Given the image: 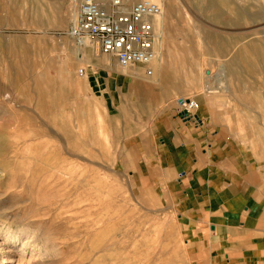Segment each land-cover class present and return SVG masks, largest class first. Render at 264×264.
Returning a JSON list of instances; mask_svg holds the SVG:
<instances>
[{
	"label": "rangeland",
	"instance_id": "rangeland-1",
	"mask_svg": "<svg viewBox=\"0 0 264 264\" xmlns=\"http://www.w3.org/2000/svg\"><path fill=\"white\" fill-rule=\"evenodd\" d=\"M157 1L153 77L165 57L173 62L160 95L208 93L225 133L262 144L264 0ZM79 2L0 0V264L9 250L5 264H216L207 252L192 254L178 212L133 177L125 133L136 123L126 126L122 116L145 111L150 94L91 93L80 46L66 34ZM94 47L112 72L149 78ZM163 107L165 100L149 112Z\"/></svg>",
	"mask_w": 264,
	"mask_h": 264
},
{
	"label": "crops",
	"instance_id": "crops-1",
	"mask_svg": "<svg viewBox=\"0 0 264 264\" xmlns=\"http://www.w3.org/2000/svg\"><path fill=\"white\" fill-rule=\"evenodd\" d=\"M217 44L214 49L221 51V42ZM94 46H80L77 58L87 65L92 94L122 98L138 87L150 94L142 103L145 111L122 116L126 126L136 123L125 133L137 163L132 175L178 212L189 244L196 247L192 254L207 252L216 264H264V142L248 144L225 133V122L208 93L193 97L199 102L197 121L182 118L179 99L187 96L174 101L157 88L165 86L172 57L160 61L156 80L141 81L112 72L115 65L97 57ZM161 100L165 107L149 112Z\"/></svg>",
	"mask_w": 264,
	"mask_h": 264
},
{
	"label": "built area",
	"instance_id": "built-area-1",
	"mask_svg": "<svg viewBox=\"0 0 264 264\" xmlns=\"http://www.w3.org/2000/svg\"><path fill=\"white\" fill-rule=\"evenodd\" d=\"M162 13V7L152 0H136L131 5L125 0H80L76 21L66 34L78 46L95 45L101 53L113 55L122 68L144 69L152 77L153 63L159 58L157 21ZM179 105L180 112L197 121L199 102L195 98H181Z\"/></svg>",
	"mask_w": 264,
	"mask_h": 264
},
{
	"label": "bare ground",
	"instance_id": "bare-ground-1",
	"mask_svg": "<svg viewBox=\"0 0 264 264\" xmlns=\"http://www.w3.org/2000/svg\"><path fill=\"white\" fill-rule=\"evenodd\" d=\"M154 2H156V3H158L159 5H160V3L157 1V0H153ZM125 2H126V0H125ZM161 7H162V5H160ZM157 26H158V21H157ZM157 61V60H156ZM155 61V62H156ZM155 62H154V64H155ZM153 64V66H154V69H155V65ZM123 69H128V68H123ZM166 69V68H165ZM165 72H167V71H165ZM164 71H163V73H165ZM69 74V73H68ZM157 74V73H156ZM168 74H170V73H168ZM70 75V74H69ZM82 75V74H81ZM83 77H84V79H85V81L87 80V76H86V74H83L82 75ZM156 76L157 75H155L154 77L152 76V77H149V78H147V79H151V80H147V79H145V81H154V80H156ZM164 77H165V75H164ZM169 77V76H168ZM167 78V77H166ZM67 80H68V78H67ZM165 82L163 81V84H164ZM167 84V83H166ZM31 238V237H30ZM6 243V242H5ZM4 242L3 243H1L0 245H3V244H5ZM26 244L24 243L23 244V246H25ZM10 249V248H9ZM8 249V250H9ZM12 250H9V251H7V253L9 254L7 257H6V259L7 260H5V261H3L2 262V264H5V263H9V262H11V260H10V258H12ZM22 258V257H21ZM16 261V260H15ZM20 258L17 260V262H18V264L20 263Z\"/></svg>",
	"mask_w": 264,
	"mask_h": 264
},
{
	"label": "water",
	"instance_id": "water-1",
	"mask_svg": "<svg viewBox=\"0 0 264 264\" xmlns=\"http://www.w3.org/2000/svg\"><path fill=\"white\" fill-rule=\"evenodd\" d=\"M207 73L210 74V71L208 70ZM182 102H183V100H180V103H182ZM180 116L182 118L189 119V117H187V114L185 112H181Z\"/></svg>",
	"mask_w": 264,
	"mask_h": 264
}]
</instances>
